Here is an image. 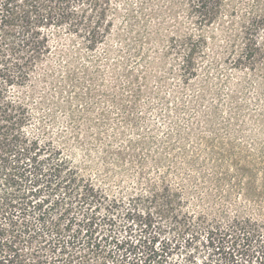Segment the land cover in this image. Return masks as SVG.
I'll return each mask as SVG.
<instances>
[{
  "label": "trees",
  "instance_id": "16d2710c",
  "mask_svg": "<svg viewBox=\"0 0 264 264\" xmlns=\"http://www.w3.org/2000/svg\"><path fill=\"white\" fill-rule=\"evenodd\" d=\"M259 77L256 0H0V264H264Z\"/></svg>",
  "mask_w": 264,
  "mask_h": 264
},
{
  "label": "rangeland",
  "instance_id": "374dc122",
  "mask_svg": "<svg viewBox=\"0 0 264 264\" xmlns=\"http://www.w3.org/2000/svg\"><path fill=\"white\" fill-rule=\"evenodd\" d=\"M256 1L260 2L261 4L264 3V0H256ZM262 83H264V78L259 77L258 81L256 82L257 88H258L257 84H262ZM62 149L65 152V154H68L69 156H72L76 163H80V161L83 160V154H82V152L80 150L73 149L70 146H67V145H64V144L62 145Z\"/></svg>",
  "mask_w": 264,
  "mask_h": 264
}]
</instances>
